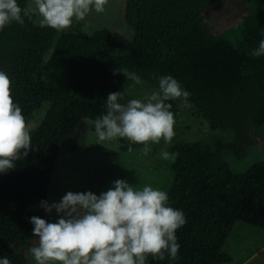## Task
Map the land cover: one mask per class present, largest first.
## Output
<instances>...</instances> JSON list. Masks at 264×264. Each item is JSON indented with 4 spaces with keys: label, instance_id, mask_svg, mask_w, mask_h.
Returning <instances> with one entry per match:
<instances>
[{
    "label": "trees",
    "instance_id": "trees-1",
    "mask_svg": "<svg viewBox=\"0 0 264 264\" xmlns=\"http://www.w3.org/2000/svg\"><path fill=\"white\" fill-rule=\"evenodd\" d=\"M219 1L125 0L124 19L134 33L123 54L115 53L118 42L108 29L57 32L38 25L33 15L23 25L13 22L0 30V70L11 79L26 123L49 103L29 131L28 155L0 173V257L25 263L38 239L30 218L47 220L41 201H47L60 148L77 150L71 139L80 123L106 111L110 92H124L122 102L129 99L126 89L137 84L123 73L113 75L117 68L137 73L157 91L159 77L171 75L213 132L210 143L180 139L171 147L178 156L171 164L168 203L186 218L176 232L179 259L149 257L148 264H226L231 258L221 250L237 221L264 230V161L240 173L231 165L247 159L257 128L264 126V56L251 55L264 39V0H252L234 40L208 26L207 9ZM63 65L65 84L41 85V70ZM167 103L175 113L185 102Z\"/></svg>",
    "mask_w": 264,
    "mask_h": 264
},
{
    "label": "clouds",
    "instance_id": "clouds-1",
    "mask_svg": "<svg viewBox=\"0 0 264 264\" xmlns=\"http://www.w3.org/2000/svg\"><path fill=\"white\" fill-rule=\"evenodd\" d=\"M108 0H33L21 7L17 0H0V30L13 22L24 24V18L40 17L41 26L57 32L69 29L91 12L103 13ZM264 56V39L251 53ZM127 80L141 84V77L127 68H117ZM190 93L171 75L158 79V91L147 100L124 101V92H110L106 111L95 121L99 141L126 138L147 155L150 143H171L174 138V113L170 100L187 102ZM32 149L31 135L23 110L13 99L12 82L0 70V173L15 168V162ZM164 160L174 161L178 153L161 151ZM167 192L144 185L142 188L118 179L113 187L99 195L68 191L58 203L41 201L47 212L59 214L56 222L32 216L33 236L38 238L29 254L35 264H148L179 259L177 230L185 225L182 210L169 206ZM11 247V246H10ZM0 264H11L0 257Z\"/></svg>",
    "mask_w": 264,
    "mask_h": 264
},
{
    "label": "rangeland",
    "instance_id": "rangeland-1",
    "mask_svg": "<svg viewBox=\"0 0 264 264\" xmlns=\"http://www.w3.org/2000/svg\"><path fill=\"white\" fill-rule=\"evenodd\" d=\"M252 0H220L207 9L208 26L217 32L234 40L240 32L242 16L248 11L247 7ZM33 0H27L32 4ZM125 0H108L103 13L91 11L84 20L74 21L67 29L71 32L88 34L93 29H108L118 42L116 54L127 52V45L133 37V30L129 28L124 19ZM36 16V23L40 24V17ZM209 27V28H210ZM210 28V29H211ZM58 37V35L55 37ZM51 50L45 53V59ZM68 67L63 65L55 70H41L37 74L42 86L52 87L63 85L67 81ZM155 88L146 82L128 87L126 95L129 99L147 100ZM128 99V100H129ZM49 103L34 111L33 118L27 122L29 131L34 129L42 117ZM171 111V109H170ZM174 138L171 143H150L151 151L144 155L141 145L133 148L131 141L126 138H117L112 141H99L95 133L94 122L86 119L80 123L75 135L71 139L77 146L76 151L60 148L56 164L53 169L47 202L49 204L60 202L68 192L91 191L97 195L113 187L118 179H124L137 187L151 185L154 188L167 191L172 181V160L161 158V151L171 153L172 145L180 139H201L212 142L213 132L208 122L202 119L193 104L183 103L174 113ZM258 160L264 161V126L257 128L254 137V146L249 150L247 159L236 164L231 162L235 172H244L248 166ZM7 173V172H4ZM48 222H56L59 214L52 210L47 212ZM222 252L230 256L226 264H264V230L255 226L237 221L228 234L222 247ZM24 264H35L28 253L24 255ZM11 264H18L11 262Z\"/></svg>",
    "mask_w": 264,
    "mask_h": 264
},
{
    "label": "crops",
    "instance_id": "crops-1",
    "mask_svg": "<svg viewBox=\"0 0 264 264\" xmlns=\"http://www.w3.org/2000/svg\"><path fill=\"white\" fill-rule=\"evenodd\" d=\"M35 22H36V16H35Z\"/></svg>",
    "mask_w": 264,
    "mask_h": 264
},
{
    "label": "water",
    "instance_id": "water-1",
    "mask_svg": "<svg viewBox=\"0 0 264 264\" xmlns=\"http://www.w3.org/2000/svg\"><path fill=\"white\" fill-rule=\"evenodd\" d=\"M56 42V40L54 41V43Z\"/></svg>",
    "mask_w": 264,
    "mask_h": 264
}]
</instances>
